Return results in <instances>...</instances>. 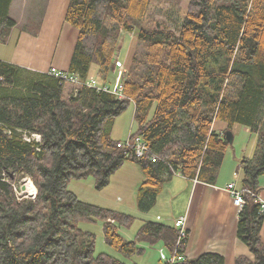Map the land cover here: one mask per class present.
I'll return each instance as SVG.
<instances>
[{"label": "trees", "instance_id": "obj_1", "mask_svg": "<svg viewBox=\"0 0 264 264\" xmlns=\"http://www.w3.org/2000/svg\"><path fill=\"white\" fill-rule=\"evenodd\" d=\"M11 2L0 0V43L16 24ZM150 3L69 0L64 19L78 37L67 73L80 84L0 60V264H126L105 252L94 255L95 236L79 223L96 219L106 244L125 257L143 252L139 242L182 255L187 233L177 244L175 226L141 220L135 238L125 239L118 229L134 216L81 200L68 183L91 175L101 189L125 161L136 162L143 174L135 197L140 212L152 208L174 174L214 184L230 144L211 128L216 119L226 130L240 124L257 135L253 155L240 160L246 190L236 225L254 258L239 256L234 264H264V212L254 196L264 175V0H189L181 23L145 28ZM135 29L124 96L85 85L91 64L107 80L120 33ZM65 84L73 86L66 95ZM130 101L137 126L131 136L148 147L139 159L111 137ZM31 133L40 140L23 139ZM23 176L37 189L34 199L15 195ZM175 264H224V258L205 252Z\"/></svg>", "mask_w": 264, "mask_h": 264}, {"label": "crops", "instance_id": "obj_2", "mask_svg": "<svg viewBox=\"0 0 264 264\" xmlns=\"http://www.w3.org/2000/svg\"><path fill=\"white\" fill-rule=\"evenodd\" d=\"M68 3L69 0H12L9 14L16 24L6 41L0 43V60L31 71L67 72L78 37V29L64 19ZM27 21L33 27L21 26ZM35 27L36 33H32ZM90 72L89 70V79L102 83L97 66L93 76ZM226 126V123L216 119L213 120L211 128L222 132L223 135ZM255 140L253 139V143ZM252 149L238 145L230 170L224 174L219 172L214 184L174 174L162 185L149 211L140 212L137 208L139 218L174 226L177 219L185 217L187 239L183 257L193 258L205 252H212L223 256L224 264H234L239 256L252 260L253 254L236 236L239 210L234 206L225 188L227 183L237 182L240 160L243 157H251ZM258 183V196L264 199V175L259 177ZM76 196L79 197L77 194ZM103 207L110 208L109 205ZM260 239L264 243V218Z\"/></svg>", "mask_w": 264, "mask_h": 264}, {"label": "rangeland", "instance_id": "obj_3", "mask_svg": "<svg viewBox=\"0 0 264 264\" xmlns=\"http://www.w3.org/2000/svg\"><path fill=\"white\" fill-rule=\"evenodd\" d=\"M189 0H151L150 6L146 15L143 18V26L145 28H154L157 24L174 27L173 25L181 23L186 11V6ZM174 22V24L172 23ZM29 21L22 23V27H33L28 24ZM137 29L133 33L121 32L118 40L115 58L128 66L131 55L137 44ZM114 58V59H115ZM96 65L91 64L90 75L93 76ZM115 72L111 73L106 82L110 87L113 85ZM100 79V76H99ZM101 80V79H100ZM103 82V80H101ZM99 83V82H98ZM72 85H64L65 95L72 89ZM155 105L152 107L150 116L154 111ZM137 129L136 123L133 119V103L130 101L127 107L114 120L111 131V137L114 140H125L129 135L135 133ZM232 133V142L228 145L225 151V157L220 167V173H226L230 170L231 164L234 160L233 156L237 153V146L242 144L245 148H253L252 155L256 149L257 135L251 132L250 129L243 127L240 124H235L230 130ZM238 185L241 180V172L238 174ZM29 176L21 177L15 184L16 187L22 186L23 180ZM31 180V178H29ZM143 180V174L136 162L125 161L117 170H115L106 186L101 189H96L94 186V178L89 175L83 179H72L68 183V188L75 192L79 199L91 202L99 206L109 205L111 209L125 212L134 216V221L129 227H119L118 232L125 239L133 240L137 230L141 224L139 212L136 206V191ZM32 181V180H31ZM33 183V181H32ZM34 184V183H33ZM108 207V206H107ZM79 227L83 230L90 231L95 236L94 255L100 252L108 253L126 264H165L161 258V252L169 257L168 251L161 246V244H148L139 242L138 245L143 247V252L135 254L131 257H125L115 248L106 244L103 235L102 221L96 219L95 221H81Z\"/></svg>", "mask_w": 264, "mask_h": 264}, {"label": "built area", "instance_id": "obj_4", "mask_svg": "<svg viewBox=\"0 0 264 264\" xmlns=\"http://www.w3.org/2000/svg\"><path fill=\"white\" fill-rule=\"evenodd\" d=\"M125 71H126V68L124 64L121 61L116 60L113 64V72H115V77H114L113 85L111 87L107 85L106 82L103 81L102 83H98L95 79H88L87 81H85V85L96 87L97 89H101L104 91H109L113 93L114 95H116L117 97H123L124 94H123V87H122L121 80L123 78ZM48 73L56 77H59L60 79L66 82H69L71 84H80V82L75 76L70 75L67 72L50 70L48 71ZM23 139H25L26 141H31V140L39 141L40 135L37 133H31L30 136L23 134ZM119 146L129 149L134 154V156L138 159L143 157L145 153H147L148 151V147L141 136L132 137L131 135H129L125 140L120 141ZM151 158L155 159L156 155H152ZM29 178L26 177L23 180V183H22L23 189L21 186L18 189L16 185H13L14 192H15L17 199H21V198L34 199L35 198L37 189ZM225 188L230 194L234 206L238 210H240L244 204L243 192L246 189L242 188L240 184L238 185L236 181H231L227 183ZM247 191L250 192L249 190ZM251 194L254 195L253 193ZM254 196H255V200L260 204V212H264V199H261L258 195H254ZM184 223H185V217L183 216L177 219L174 223V226L178 229L177 244L179 243L180 239L186 236L187 231L184 227L185 225ZM161 258L165 261V264H175L177 261L182 259V255H179L175 253L174 251L171 256L166 257L161 252Z\"/></svg>", "mask_w": 264, "mask_h": 264}, {"label": "water", "instance_id": "obj_5", "mask_svg": "<svg viewBox=\"0 0 264 264\" xmlns=\"http://www.w3.org/2000/svg\"><path fill=\"white\" fill-rule=\"evenodd\" d=\"M224 136L226 140L228 141V143L232 142V133L230 132V130L225 131Z\"/></svg>", "mask_w": 264, "mask_h": 264}, {"label": "bare ground", "instance_id": "obj_6", "mask_svg": "<svg viewBox=\"0 0 264 264\" xmlns=\"http://www.w3.org/2000/svg\"><path fill=\"white\" fill-rule=\"evenodd\" d=\"M116 60H118V61H120L119 59H118V57H116L115 59H114V62L116 61ZM114 64V63H113ZM121 83H122V80H121ZM122 87H123V84H122ZM119 98H121V97H119ZM228 130V129H227ZM226 130V131H227ZM225 133V132H224ZM223 136H224V134H223ZM225 137V136H224Z\"/></svg>", "mask_w": 264, "mask_h": 264}]
</instances>
